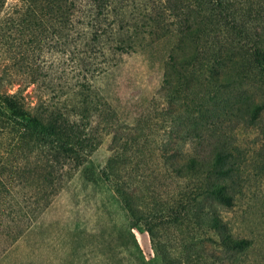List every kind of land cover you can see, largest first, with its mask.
Returning a JSON list of instances; mask_svg holds the SVG:
<instances>
[{
  "label": "rangeland",
  "instance_id": "rangeland-1",
  "mask_svg": "<svg viewBox=\"0 0 264 264\" xmlns=\"http://www.w3.org/2000/svg\"><path fill=\"white\" fill-rule=\"evenodd\" d=\"M28 6V0H0V84L13 93L20 85L10 83L24 79L20 95L26 111L46 118L57 112L46 110L56 102L46 82L58 78L69 61L60 51L61 39L43 41V51L24 63L42 71L37 83L28 84L31 77L16 71L11 44L19 35L13 26ZM173 21L155 22L142 13L121 33L129 52L93 80L111 106L116 141L114 133L105 137L85 172L15 243L0 250V264H264V75L247 61L237 74L220 65L217 72ZM258 105L263 108L255 110ZM114 150L123 196L100 176ZM218 153L222 174L187 168L190 156L214 159ZM214 182L226 185L233 198L231 205L214 208L234 237L250 241L243 249L225 251L219 237L187 215L184 220L185 214L172 223L173 213L191 208L194 198L201 201L195 209L208 208L213 201L205 194ZM136 206L141 221L134 219ZM158 241L173 263L163 259ZM190 244L206 253L184 262Z\"/></svg>",
  "mask_w": 264,
  "mask_h": 264
},
{
  "label": "trees",
  "instance_id": "trees-1",
  "mask_svg": "<svg viewBox=\"0 0 264 264\" xmlns=\"http://www.w3.org/2000/svg\"><path fill=\"white\" fill-rule=\"evenodd\" d=\"M28 1L29 6L14 23L17 26H13L19 35L11 44L12 57L19 64L16 71L31 77L28 84L37 83L42 71H32L28 68L30 61L24 64L25 60L30 54L43 51V41L57 39L63 41L60 51L67 57L69 66L60 71L58 78L56 75L46 82V87L52 89L51 99L56 101L46 110H57L47 113L46 118L26 111L25 97L20 95L24 79L10 83V86L20 85L13 93L2 90L0 84L1 253L33 225L76 175L85 172L89 157L106 136L114 133L116 141L118 132L113 130L115 119L111 106L94 88L93 80L129 52L120 41L121 33L129 31L140 14L159 23L167 18L174 20L176 31L193 40L197 55L214 63L212 66L217 72L220 65L230 67V73L237 74L238 67L244 68L247 61L264 75V0ZM79 56L82 60L76 62ZM71 74L75 75L71 77ZM261 108L258 105L255 110ZM213 157L190 156L187 168L224 173L220 168L224 161L222 154ZM121 168L119 155L114 150L100 174L119 196L126 192ZM205 196L213 201L208 208L203 210L199 205L195 209L201 201L196 203L194 198L191 208L184 206L180 212L173 213L172 223L185 214L184 220L188 218L195 225L205 226L219 237L218 245L225 251L248 246L250 241L234 237L214 208L216 203L232 204L227 186L214 182ZM132 212L134 219L143 220L137 206ZM147 227L154 238V229ZM161 243L156 242L157 250L163 259L173 263ZM194 245L184 248L188 257L184 262L196 254L206 253L204 248Z\"/></svg>",
  "mask_w": 264,
  "mask_h": 264
}]
</instances>
